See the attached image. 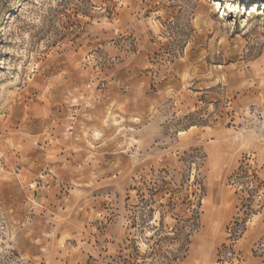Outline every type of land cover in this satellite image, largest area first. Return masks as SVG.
Instances as JSON below:
<instances>
[{
  "label": "rangeland",
  "instance_id": "rangeland-1",
  "mask_svg": "<svg viewBox=\"0 0 264 264\" xmlns=\"http://www.w3.org/2000/svg\"><path fill=\"white\" fill-rule=\"evenodd\" d=\"M220 1L0 0V264H264V0Z\"/></svg>",
  "mask_w": 264,
  "mask_h": 264
},
{
  "label": "built area",
  "instance_id": "built-area-1",
  "mask_svg": "<svg viewBox=\"0 0 264 264\" xmlns=\"http://www.w3.org/2000/svg\"><path fill=\"white\" fill-rule=\"evenodd\" d=\"M247 223H245V225ZM242 226H243V223L240 220L239 221H233L229 225L228 241H227L226 246L221 250L222 256H224V254L227 253L228 255H230L232 257H237L238 252L236 251V245L242 236V231H243Z\"/></svg>",
  "mask_w": 264,
  "mask_h": 264
},
{
  "label": "bare ground",
  "instance_id": "bare-ground-1",
  "mask_svg": "<svg viewBox=\"0 0 264 264\" xmlns=\"http://www.w3.org/2000/svg\"><path fill=\"white\" fill-rule=\"evenodd\" d=\"M213 4L220 5V4H221V1H220V0H214ZM217 8H218V7H217Z\"/></svg>",
  "mask_w": 264,
  "mask_h": 264
},
{
  "label": "clouds",
  "instance_id": "clouds-1",
  "mask_svg": "<svg viewBox=\"0 0 264 264\" xmlns=\"http://www.w3.org/2000/svg\"><path fill=\"white\" fill-rule=\"evenodd\" d=\"M22 11H23V10H21L20 12H17V15H20Z\"/></svg>",
  "mask_w": 264,
  "mask_h": 264
}]
</instances>
